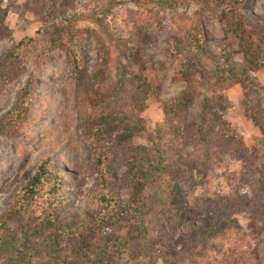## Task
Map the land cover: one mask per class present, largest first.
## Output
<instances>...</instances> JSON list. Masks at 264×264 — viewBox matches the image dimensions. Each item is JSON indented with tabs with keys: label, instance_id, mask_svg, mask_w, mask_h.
Here are the masks:
<instances>
[{
	"label": "trees",
	"instance_id": "16d2710c",
	"mask_svg": "<svg viewBox=\"0 0 264 264\" xmlns=\"http://www.w3.org/2000/svg\"><path fill=\"white\" fill-rule=\"evenodd\" d=\"M133 2L137 9L127 25L141 38L152 30L164 27L158 13H149V4L171 9L169 18L175 28L167 35L166 42L173 56L185 57L178 63L176 75L179 78L190 74V68L198 63V54L212 55L205 43L203 20L216 16L224 34L237 40L236 51L242 54L244 61L243 70L237 73L228 65V52L224 50L221 53L224 59L222 87H228L237 73L245 91H250L249 72L263 65L264 48L245 37L241 10L243 0H186L184 11L172 8V0ZM81 18L82 15L69 16L63 11L59 26L49 37L50 41L45 40L64 51L77 79V120L83 130L84 143L91 149L95 160V183L90 194L95 210L93 213L86 210L70 221H61L58 210L66 201L62 183L65 179L61 177L65 176L64 171L51 165L49 157L41 159L27 181L15 191L7 210L9 218L11 214L23 211L37 195H42L43 204L37 205L38 213L30 221L37 240L25 257L26 264H38L40 250L48 264H93L97 260L101 263L103 254L114 259L112 264H158L159 261L160 264H193L207 254L209 244L215 239H226L229 245L224 251L227 252L224 264H231L227 262L231 256H249L250 251L255 256L254 264H264V256L261 257L257 250H238L231 239L233 231L237 234L242 226L240 219L245 218L246 226L251 229L246 235L249 240L246 241L242 234L239 246L246 242L249 246L264 242V164H258L261 157L259 150L247 148L240 136L221 125L222 121H216L206 129L200 124L195 126L184 121L182 129L179 128L174 120L184 113L190 103L187 90L162 100L161 83H146L141 89L136 88V79H128L123 72L118 75V83L109 85L108 71L103 65L95 68L90 82L80 84L85 70L82 39L85 32L91 34L89 29L77 25ZM44 28L43 25L39 29L42 31ZM32 42V38L24 37L4 54L7 61L0 66V92L4 82L12 79L20 69L17 53ZM49 48H45V57ZM34 78L35 72L32 71L5 117L10 131L19 128L29 108ZM112 94L124 99H119L121 104L118 107L105 110L104 99ZM148 94L161 105L166 118L162 133L165 132L170 140L164 142L156 137L150 147H136L131 144L126 130L130 129L128 122L135 120L144 109ZM218 99V95H212L211 99L205 97L203 107L208 102L217 104ZM245 114L249 115L251 111L246 110ZM252 119L257 121L254 115ZM113 132L120 135L117 140L122 145L128 168L126 174L131 182V195L122 205L118 203V193L112 187L113 173L109 167L113 156L109 140ZM172 138L182 144L180 148L174 147L175 140L172 142ZM186 145L193 146V150H186ZM225 155L240 161L239 186H246L247 191L234 195L220 194L207 185V178L203 177L209 167L207 164L212 162L215 166H226ZM143 157L150 160L145 161ZM197 173L201 175L195 176ZM183 181H187L188 189L193 190L191 200L184 195ZM199 186L201 191L194 193ZM165 200L169 201V209L163 207ZM174 208L177 211L172 216ZM0 220L2 229L5 218ZM70 235L79 237L78 248L59 245ZM93 235L98 238L97 242L86 246L84 241H90ZM163 238L168 245L163 243ZM162 245H166V249H161ZM232 259V264L238 263Z\"/></svg>",
	"mask_w": 264,
	"mask_h": 264
},
{
	"label": "rangeland",
	"instance_id": "374dc122",
	"mask_svg": "<svg viewBox=\"0 0 264 264\" xmlns=\"http://www.w3.org/2000/svg\"><path fill=\"white\" fill-rule=\"evenodd\" d=\"M185 1L172 0V8L184 11ZM149 5V13H158L164 27L152 30L141 38L127 25L137 9L133 0H0V66L7 59L4 54L11 47L24 37L33 39L32 43L17 53L20 69L12 79L4 82L0 92V121L3 120L0 123V219L5 218L4 226L0 228V264H26L25 257L37 240L30 221L38 213L37 205L43 204L42 195H37L23 211L11 214L9 218L7 210L15 191L27 181L41 159L49 157L51 165L64 171L65 176L61 177L65 179L62 183L66 201L58 210L61 221H70L77 214L83 215L86 210L92 213L95 210V203L90 199L96 176L95 160L91 149L84 143L83 130L77 120V79L64 51L45 40L59 26L63 11L69 16L82 15L83 18L77 21V25L91 31V34L85 32L82 39L85 70L80 84L90 82L95 68L103 65L108 71L109 85L118 83V75L123 72L128 79H136V88L141 89L146 83H161L162 100H168L187 90L190 103L184 113L174 120L179 128L182 129L184 121L195 126L200 124L205 129L216 121H222L221 125L240 136L247 148L259 150L261 157L258 164H264V62L258 70L249 72L251 88L246 92L237 78V73L244 68L242 54L236 51L237 40L227 37L218 18L211 16L203 20V25L205 43L212 55L198 54V63L190 68V74L186 78H179L176 75L178 63L184 61L185 57L173 56L168 51L166 42L167 35L175 28L169 18L171 9L167 6L162 8ZM241 10L246 39L264 48V0H243ZM43 25L45 28L41 31L39 28ZM46 47H51L47 57L44 56ZM224 50L228 52V65L237 71L232 83L226 88L221 83L224 68L221 53ZM44 58L46 61H43ZM32 71L35 72V78L29 108L19 128L10 131L5 117ZM212 95H218L217 104L208 102L203 107L204 98L211 99ZM119 99L123 101L124 98L114 94L106 97L104 109L118 107L121 104ZM246 110L251 111V114L246 115ZM253 115L256 122L252 119ZM165 119L159 102L148 94L144 109L135 120L128 122L130 129L126 133L130 135L131 144L150 147L156 137L168 142L170 139L165 132L162 133ZM118 136L120 135L113 132L109 140L113 153L109 167L113 173L112 187L118 193V203L122 205L131 195V182L127 178L128 168ZM174 140L172 138V142ZM173 144L175 148L182 145L176 140ZM186 150L192 151L193 146L186 145ZM142 159L150 160L149 157ZM223 159L227 162L226 166H215L212 162L207 164L209 167L203 176L207 178V185L220 194L234 195L236 192L247 191L246 186H239L238 178L242 168L240 161L229 155H225ZM200 175L195 174L197 177ZM181 186L187 200H191L193 190L188 189L187 181L181 182ZM199 187H196L194 193L201 191V186ZM163 207L170 208L168 200L164 201ZM176 211L175 208L172 209V216H175ZM240 223L242 226L238 233L233 231L234 236L231 238L237 249H255L263 257L264 242L256 246L252 243L249 246L246 242L239 246L242 234L248 241L249 237L246 235L251 230L246 226L245 218L240 219ZM78 238L70 235L61 240L59 245L76 249L80 243ZM97 240L96 235H93L90 241L84 242L88 246L90 242L94 245ZM225 240H212L207 254L193 264H224L223 258L227 253L224 251L229 247ZM163 243L169 244L166 238H163ZM166 245L160 248L166 249ZM39 252L38 264H48L45 255L41 250ZM232 258L238 261L237 264H254L255 256L250 251L249 256H231V260L227 262L232 264ZM100 261L101 263L97 260L93 264H112L114 259L103 254Z\"/></svg>",
	"mask_w": 264,
	"mask_h": 264
}]
</instances>
